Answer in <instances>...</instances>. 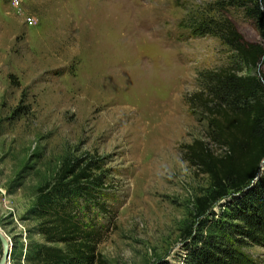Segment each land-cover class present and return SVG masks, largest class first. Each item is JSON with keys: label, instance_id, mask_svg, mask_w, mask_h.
Masks as SVG:
<instances>
[{"label": "rangeland", "instance_id": "rangeland-1", "mask_svg": "<svg viewBox=\"0 0 264 264\" xmlns=\"http://www.w3.org/2000/svg\"><path fill=\"white\" fill-rule=\"evenodd\" d=\"M14 1H0L6 264H29L32 247L45 243L26 214L37 188L66 157L86 155L102 159L107 182L100 200L108 212L88 214L100 233L97 263L184 264L183 231L194 223L195 199L210 189L184 145L198 139L224 150L189 95L200 71L240 64L217 35L188 25L217 0ZM225 14L246 40L264 43L241 11ZM250 253L264 264L263 247Z\"/></svg>", "mask_w": 264, "mask_h": 264}, {"label": "trees", "instance_id": "trees-1", "mask_svg": "<svg viewBox=\"0 0 264 264\" xmlns=\"http://www.w3.org/2000/svg\"><path fill=\"white\" fill-rule=\"evenodd\" d=\"M207 6L188 25L198 34L217 35L240 64L200 71L199 89L189 95L193 110L207 121L210 140L224 150L216 153L198 139L184 145L186 159L210 184L195 199L194 223L183 231L190 243L184 264H254L250 249L264 248V43L246 40L225 13L241 11L264 39V0ZM243 67L257 73H242ZM104 171L98 156L66 157L53 179L37 188L26 214L38 220L36 232L45 243L32 247L27 263L98 264L100 233L88 214L93 208L108 212L100 200ZM57 243L63 247L52 245Z\"/></svg>", "mask_w": 264, "mask_h": 264}, {"label": "water", "instance_id": "water-1", "mask_svg": "<svg viewBox=\"0 0 264 264\" xmlns=\"http://www.w3.org/2000/svg\"><path fill=\"white\" fill-rule=\"evenodd\" d=\"M0 242L3 246V255H2V258L0 260V264H6L7 260L9 259V255H10L11 243L7 239V237L5 236L4 232L1 229H0Z\"/></svg>", "mask_w": 264, "mask_h": 264}, {"label": "built area", "instance_id": "built-area-1", "mask_svg": "<svg viewBox=\"0 0 264 264\" xmlns=\"http://www.w3.org/2000/svg\"><path fill=\"white\" fill-rule=\"evenodd\" d=\"M14 4L15 6L18 4L16 0L14 1ZM29 21L31 22V19H29Z\"/></svg>", "mask_w": 264, "mask_h": 264}, {"label": "bare ground", "instance_id": "bare-ground-1", "mask_svg": "<svg viewBox=\"0 0 264 264\" xmlns=\"http://www.w3.org/2000/svg\"><path fill=\"white\" fill-rule=\"evenodd\" d=\"M163 103V102H162Z\"/></svg>", "mask_w": 264, "mask_h": 264}]
</instances>
